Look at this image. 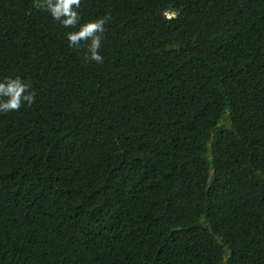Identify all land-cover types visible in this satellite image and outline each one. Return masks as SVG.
Segmentation results:
<instances>
[{
  "label": "trees",
  "instance_id": "1",
  "mask_svg": "<svg viewBox=\"0 0 264 264\" xmlns=\"http://www.w3.org/2000/svg\"><path fill=\"white\" fill-rule=\"evenodd\" d=\"M80 12L103 63L0 0V78L35 90L0 114V264H264V0Z\"/></svg>",
  "mask_w": 264,
  "mask_h": 264
},
{
  "label": "clouds",
  "instance_id": "2",
  "mask_svg": "<svg viewBox=\"0 0 264 264\" xmlns=\"http://www.w3.org/2000/svg\"><path fill=\"white\" fill-rule=\"evenodd\" d=\"M32 3L33 7L46 12L52 20L70 29L64 33L69 47H84L87 61L103 63L101 43L105 25L110 20L109 15L82 21V0H32ZM34 102L35 90L30 80L19 76L0 78V114L18 111L22 106H31Z\"/></svg>",
  "mask_w": 264,
  "mask_h": 264
},
{
  "label": "water",
  "instance_id": "3",
  "mask_svg": "<svg viewBox=\"0 0 264 264\" xmlns=\"http://www.w3.org/2000/svg\"><path fill=\"white\" fill-rule=\"evenodd\" d=\"M223 119H225V117H223ZM197 226L199 225V223L196 224Z\"/></svg>",
  "mask_w": 264,
  "mask_h": 264
}]
</instances>
